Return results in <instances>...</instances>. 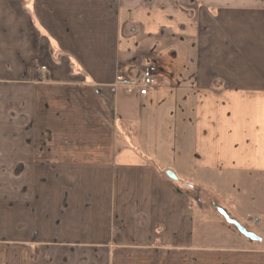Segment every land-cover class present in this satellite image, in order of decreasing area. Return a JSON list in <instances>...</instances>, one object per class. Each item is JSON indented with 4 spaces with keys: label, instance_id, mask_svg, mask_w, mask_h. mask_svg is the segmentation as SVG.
I'll use <instances>...</instances> for the list:
<instances>
[{
    "label": "crops",
    "instance_id": "0c3cea01",
    "mask_svg": "<svg viewBox=\"0 0 264 264\" xmlns=\"http://www.w3.org/2000/svg\"><path fill=\"white\" fill-rule=\"evenodd\" d=\"M170 160L264 179V0H0V264H264Z\"/></svg>",
    "mask_w": 264,
    "mask_h": 264
},
{
    "label": "rangeland",
    "instance_id": "374dc122",
    "mask_svg": "<svg viewBox=\"0 0 264 264\" xmlns=\"http://www.w3.org/2000/svg\"><path fill=\"white\" fill-rule=\"evenodd\" d=\"M170 166L174 170H177L176 172L178 173V169L175 168L172 161L170 162ZM178 174L182 181L197 187L199 190V194L195 197H200L202 204L195 205L192 203L191 206L194 214L192 227L195 232H202L206 236L213 235L219 244L230 243L232 236L244 243H250L251 241L254 245L262 244L255 240H249L240 234L234 225L225 221L224 217L217 212L214 205L222 208L230 218L238 222L247 231L264 238L262 227L255 223L258 214L261 220L264 219V213L258 212L254 217H251L253 212H250L256 207L257 203L260 207L264 208V179L258 176H244L232 173H219L210 178L205 176L196 178H194L195 176H191L192 178H189L188 176L187 178L189 179H187V175ZM169 181L183 192L190 191L187 186L183 185L182 181L171 179ZM258 181L263 183L259 184ZM252 202H255V204ZM222 237H225V239H221Z\"/></svg>",
    "mask_w": 264,
    "mask_h": 264
},
{
    "label": "built area",
    "instance_id": "2783aa9c",
    "mask_svg": "<svg viewBox=\"0 0 264 264\" xmlns=\"http://www.w3.org/2000/svg\"><path fill=\"white\" fill-rule=\"evenodd\" d=\"M45 67H42L44 69ZM158 82V68L154 65L146 66L139 76L129 77L122 74H116L112 84V89L123 88L126 93L146 95L150 89L156 86Z\"/></svg>",
    "mask_w": 264,
    "mask_h": 264
},
{
    "label": "water",
    "instance_id": "95a60500",
    "mask_svg": "<svg viewBox=\"0 0 264 264\" xmlns=\"http://www.w3.org/2000/svg\"><path fill=\"white\" fill-rule=\"evenodd\" d=\"M166 175L173 179V180H177L178 177L176 176L175 173H173L172 171H166ZM215 209L217 210V212L222 215L225 219V221L229 224H232L235 226V228L237 229V231L242 234L244 237L250 239V240H255V241H260L261 238L258 237L257 235L247 231L244 227H242L238 222H236L235 220H233L232 218H230L227 213L220 207L214 205Z\"/></svg>",
    "mask_w": 264,
    "mask_h": 264
},
{
    "label": "trees",
    "instance_id": "16d2710c",
    "mask_svg": "<svg viewBox=\"0 0 264 264\" xmlns=\"http://www.w3.org/2000/svg\"><path fill=\"white\" fill-rule=\"evenodd\" d=\"M33 69L35 68V64H33V67H32Z\"/></svg>",
    "mask_w": 264,
    "mask_h": 264
}]
</instances>
